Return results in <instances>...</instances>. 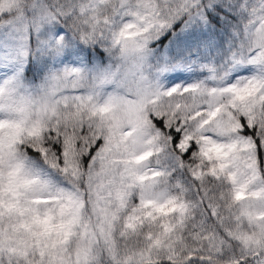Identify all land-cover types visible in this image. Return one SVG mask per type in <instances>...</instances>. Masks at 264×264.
<instances>
[{"label":"snow or ice","instance_id":"6c2138e0","mask_svg":"<svg viewBox=\"0 0 264 264\" xmlns=\"http://www.w3.org/2000/svg\"><path fill=\"white\" fill-rule=\"evenodd\" d=\"M0 264H264V0H0Z\"/></svg>","mask_w":264,"mask_h":264}]
</instances>
